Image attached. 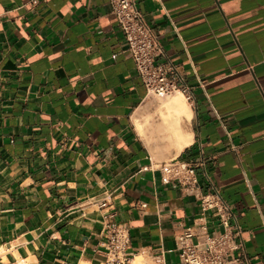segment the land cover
<instances>
[{"label":"crops","instance_id":"obj_1","mask_svg":"<svg viewBox=\"0 0 264 264\" xmlns=\"http://www.w3.org/2000/svg\"><path fill=\"white\" fill-rule=\"evenodd\" d=\"M134 2L163 48L156 63L191 94L178 155H154L135 129L149 98L108 0H0V264H105L109 221L135 258L176 264L177 236L202 213L161 183L169 155L203 163L199 193L219 191L264 264V0Z\"/></svg>","mask_w":264,"mask_h":264},{"label":"built area","instance_id":"obj_2","mask_svg":"<svg viewBox=\"0 0 264 264\" xmlns=\"http://www.w3.org/2000/svg\"><path fill=\"white\" fill-rule=\"evenodd\" d=\"M110 13L122 31L126 52L133 61L137 76L141 80L146 95L154 101H160L177 92L191 98L183 78L171 63H156L164 56L163 48L152 29L145 22L142 13L135 6L134 0H108ZM234 151L236 161H240L237 149ZM196 166L203 167V163ZM195 165L185 163L177 158H170L157 165L163 185L175 183L188 196L199 201L201 216L195 220L197 232L185 230L176 238L178 261L176 264H262L251 261L241 240V229L236 223L230 206L222 199L218 190L202 195L198 191ZM104 208L106 201L96 202ZM144 207V205H142ZM211 211L222 231H206L203 214ZM106 234L105 264H128L134 255L129 251L130 238L124 224L112 221L104 223ZM196 240L191 241L192 238ZM152 264H167L162 255L153 257Z\"/></svg>","mask_w":264,"mask_h":264},{"label":"bare ground","instance_id":"obj_3","mask_svg":"<svg viewBox=\"0 0 264 264\" xmlns=\"http://www.w3.org/2000/svg\"><path fill=\"white\" fill-rule=\"evenodd\" d=\"M182 96L177 92L158 103L154 115L149 111L152 105L149 102L132 117L138 135L154 155L168 150H174L175 155H178L190 143V135L181 126L183 120L190 118L186 97ZM128 264H142V259L134 257Z\"/></svg>","mask_w":264,"mask_h":264},{"label":"rangeland","instance_id":"obj_4","mask_svg":"<svg viewBox=\"0 0 264 264\" xmlns=\"http://www.w3.org/2000/svg\"><path fill=\"white\" fill-rule=\"evenodd\" d=\"M166 99V98H165ZM165 99H162V100H160V101H154L153 99H151V98H149L146 102H150L151 104H152V106L155 108V106L158 104V103H161V102H163ZM152 115H154L153 113H152ZM170 158H173L171 155H169L168 157H164V158H160V159H157V160H164V161H167V160H169ZM142 264H152V262L149 260V259H144L143 261H142Z\"/></svg>","mask_w":264,"mask_h":264}]
</instances>
